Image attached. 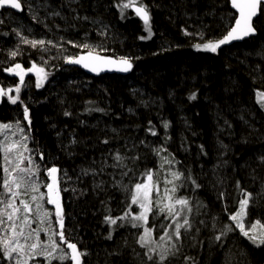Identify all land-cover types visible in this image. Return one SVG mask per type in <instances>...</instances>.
<instances>
[{
	"label": "trees",
	"instance_id": "16d2710c",
	"mask_svg": "<svg viewBox=\"0 0 264 264\" xmlns=\"http://www.w3.org/2000/svg\"><path fill=\"white\" fill-rule=\"evenodd\" d=\"M39 1L48 9L42 14L33 9L28 23L51 41L43 49L23 43L9 18L0 23V83L8 89L18 85L7 74L17 63L35 64L47 74L42 87L36 86V75L24 82L23 104L3 98L0 124L27 126V146L41 172L59 169L65 236L87 253L83 264H154L139 243L143 228L119 219L110 225L106 217L139 214L131 196L149 171L163 191L168 165L161 167L162 157L174 158L173 170L190 174L200 185L177 181L185 186L176 195L191 201L194 227L179 257L165 264H264V244L257 246L229 219L247 192L252 197L247 227L256 221L264 225V106L259 98L264 93V10L255 24L256 37L210 53L195 45L218 40L233 26L237 15L230 0H138L151 17L152 36L143 40L148 36L143 21L130 8L122 15L119 5L127 0ZM85 43L104 57L129 59L131 74L89 75L70 66L67 57L88 53L73 44ZM117 152L126 157L127 168L112 167ZM2 156L0 151V165ZM154 217L147 227L157 226ZM226 225L234 230L222 235ZM263 230L258 227L256 235ZM0 264H8L1 254Z\"/></svg>",
	"mask_w": 264,
	"mask_h": 264
},
{
	"label": "snow or ice",
	"instance_id": "6c2138e0",
	"mask_svg": "<svg viewBox=\"0 0 264 264\" xmlns=\"http://www.w3.org/2000/svg\"><path fill=\"white\" fill-rule=\"evenodd\" d=\"M231 7L236 10L238 16L233 21V26L229 28L227 33L218 40H208L207 42L195 45L198 51L217 53L223 45L229 44L233 41L244 40L247 37L256 34V28L253 26V18L256 17L262 10H264V0H230ZM9 7L11 9L23 10L21 0H0V9ZM122 15L125 10L131 8L135 14L139 16L148 33L147 37H140V39H150L152 36V29L150 24V13L147 5L138 3V0H127L126 3L119 5ZM59 15V13H54ZM87 19V17H85ZM3 23V20H0ZM19 35V33H17ZM190 35V33H185ZM201 39L203 37L201 36ZM22 42L30 45L32 48L40 46L42 49L45 44H51V41L46 42L40 40L22 39ZM69 43H72L69 41ZM55 47V45H53ZM74 47H81L88 49L87 55L76 57H67L66 62L70 64L81 65L91 72L99 74L104 70H111L115 66V70L127 72L132 68V64L127 58H120L119 60L106 58L95 51L93 46L85 43L83 45L73 44ZM17 51L10 53L12 57L17 55ZM9 72L19 77V84L24 85L26 72L22 66L17 63L14 68L8 69ZM28 71H34L37 77V87H42L47 74L43 67H38L33 64ZM21 87L15 89L16 95H10L12 89L7 91L0 88V98L7 97L12 104L18 101L23 104L24 101L20 99ZM262 106H264V93L259 94ZM191 99H195L193 95ZM102 111V110H99ZM70 115V113H65ZM24 118L31 124L29 118V109L24 107ZM165 128L168 124L165 123ZM13 135L18 132L20 134L19 140H12L11 136L5 135L4 142H0V151H2L3 164L2 177H0V254L8 264H33L39 258H43L47 264H52L53 260L61 262L70 260L73 264H83L82 257L87 255L77 248L75 243L67 240L64 232V217L61 205V189L59 187L58 172L59 169L52 167L47 170V176L51 178V183L44 185L47 188V203L54 205L57 218L58 229L52 226L51 217L53 213L49 212L43 207V200L45 194L40 192V185L37 183L39 165L36 164L34 158L30 154L27 146L29 139L25 133L24 128L20 127L19 123L0 124V134L3 130H13ZM157 133L153 130L152 135ZM74 142V141H73ZM108 141L105 140L104 143ZM159 154L160 149H157ZM26 153H28L26 155ZM41 159L43 156L41 155ZM115 163L114 168H127L124 163L126 157L117 152L113 157ZM133 160L138 157H133ZM173 159L162 157V165H168V172L165 175L163 183L165 187L163 191L160 188V181L154 179V173L149 171L145 173L146 182L136 183L134 191L131 196V204L137 205L140 209L139 214H131L126 212L123 216L118 218L106 217L107 223L116 225L119 220H127L133 228H143V235L139 237L140 246L145 248V256L147 261H154V264H165L166 261L176 259L179 257L183 247V240L185 236L190 233L194 227L191 219L193 207L191 201L187 197L177 196L176 193L179 188L184 187V184H178L177 181L187 180L192 185L199 188L200 185L189 174L187 177L179 170H173ZM131 171V169H128ZM122 175H127V172H122ZM167 185H171L168 187ZM29 193L31 202L23 199ZM155 193V198L154 194ZM243 197L239 200V208L234 214L229 216L236 229L245 237H248L257 246L264 244V231H261L257 236V228L264 229L259 221L249 223L248 230L245 227V218L248 215L247 209L251 200V194L247 192L242 193ZM202 205H197L199 209ZM35 214L38 217V222L41 225L38 229L31 228V225L36 222L31 217ZM150 215L165 216L170 221L168 224H162L161 228L166 229L159 236H155V227H147L149 224ZM204 221H200L203 224ZM46 225V226H45ZM215 227V225H213ZM183 230V235H182ZM232 225H226L222 230V235L233 231ZM199 232V228H196ZM40 232L47 235V241L40 240ZM250 233H252L250 235ZM58 238V240H57ZM109 239L111 236L108 237ZM220 236H216L217 241ZM59 241V242H58ZM66 245V247H64ZM70 250V251H69ZM192 257H186L187 261H191Z\"/></svg>",
	"mask_w": 264,
	"mask_h": 264
},
{
	"label": "rangeland",
	"instance_id": "374dc122",
	"mask_svg": "<svg viewBox=\"0 0 264 264\" xmlns=\"http://www.w3.org/2000/svg\"><path fill=\"white\" fill-rule=\"evenodd\" d=\"M23 2L26 4L25 6H27L26 7V12H24L23 14H16V13H14V12H6L4 15L2 14L1 16L2 17H7V18H9V21L11 20V21H13V23H14V25L16 26V27H19V28H17V29H19L20 31H19V33L21 34V36L22 37H24V38H26L27 36H29V37H36V39L37 40H40V39H43V37L41 38L40 36L41 35H39V31H38V29H39V27L38 26H35V25H29V23H28V16L30 15H33V13H34V11H33V9L35 10V11H38V14H42V13H45V10H47L48 9V6L47 5H44L43 3H41L39 0H23ZM16 15H19V16H16ZM34 16V15H33ZM32 16V17H33ZM30 19V18H29ZM28 34V35H27ZM44 40V39H43ZM93 47H96L95 45H93ZM22 66V68L25 70V72H26V75H25V82H27L28 81V79H29V77L30 76H34V75H36L35 74V72L34 71H28L31 67H28V68H26V67H24V65H21ZM15 66H13V67H11V68H14ZM10 69V68H9ZM7 72H8V74H10L11 76H14V77H16L17 78V81H18V85H15L14 87H12V88H10V89H12V92L10 93V95H12L13 97H15V95H16V92H15V89L17 88V87H21V91H20V99H22V97H23V93H24V89L25 88H22L23 86H20V84H19V77L18 76H16L15 74H13V73H11V72H9L8 70H7ZM3 98H5V97H3ZM18 103V102H17ZM13 125V124H12ZM20 127H22V128H24V130H25V133L28 135V137H29V139H28V141H27V144L30 142V140H31V136H30V133H29V130H28V127L26 126V127H24V126H20ZM15 131V129H13V130H3V133H2V135H1V139H2V142H4V140H5V135H7V136H11V139L12 140H19L20 139V134L18 133V132H16L14 135H13V132ZM3 154V153H2ZM28 153H26V155H27ZM30 154L32 155V153H31V151H30ZM32 157L34 158V160H35V162H36V164H38L39 165V162H38V159H36V157L35 156H33L32 155ZM58 175V174H57ZM58 180H59V178H58ZM37 183L40 185V192L41 193H44L45 194V199L43 200V207L45 208V209H47L49 212H51V213H53V215H52V217H51V221H52V226L54 227V228H57L58 229V223L56 222L57 221V218H56V216L54 215V213H55V207H54V205H51V204H48L47 203V188L46 187H44V185H46V184H50L51 183V178L50 177H48L47 176V172H46V176H45V178H43V179H41V169H40V165H39V173H38V180H37ZM59 187H60V185H59ZM32 195H34L33 193H29V194H27V195H25L24 197H23V199H26V200H29V202H31V196ZM60 196H61V192H60ZM61 205H62V196H61ZM135 209L136 210H138L139 208H138V206H135ZM247 212H248V209H247ZM34 221H36V222H34L32 225H31V228H33V229H38V228H40L41 227V225L39 224V222H38V217L35 215V214H33L32 215V217H31ZM164 217H162V215L161 216H158V217H154L153 219H152V222H155L156 223V227H155V231H157V232H162V230H164L163 228H161V225L162 224H164L165 223V220H162ZM46 226V225H45ZM245 227H246V230H248V227H247V225H246V218H245ZM264 231V230H263ZM39 235H40V240L41 241H47V235L44 233V232H40L39 233ZM57 240H58V238H57ZM59 242V241H58ZM64 247H66V245H64ZM70 251V250H69ZM39 259H41V260H43V258H39ZM54 261V260H53ZM56 261H58V260H56ZM70 261V260H69ZM82 261H83V257H82ZM43 262L46 264L47 262L46 261H44L43 260ZM71 263L73 264V262L71 261Z\"/></svg>",
	"mask_w": 264,
	"mask_h": 264
},
{
	"label": "water",
	"instance_id": "95a60500",
	"mask_svg": "<svg viewBox=\"0 0 264 264\" xmlns=\"http://www.w3.org/2000/svg\"><path fill=\"white\" fill-rule=\"evenodd\" d=\"M21 4H22V2H21ZM231 8H232V7H231ZM4 9H7V10H13V11H15L16 13H21V12H22V10L11 9V8H9V7H5V8H3V9H0V11H2V10H4ZM22 9H23V5H22ZM132 10H133V9H132ZM232 10H233V11L236 13V15L238 16V13L236 12V10L233 9V8H232ZM133 12H134V10H133ZM134 14H135V12H134ZM135 15H136V14H135ZM260 15H261V12H260V14H258L256 17L253 18V26H254L255 28H256V25H255V24H256V21L258 20V18L260 17ZM136 16H137V15H136ZM137 17L142 21V19H141L139 16H137ZM257 34H258V30H257V28H256V34H255V35L250 36V37H247V38H245L244 40L233 41V42H231V43H229V44H226V45H227V46H232V45H234V44L243 43V42L246 41V40H249V39H251V38H253V37H256ZM81 55H87V53H86V54H81ZM81 55H79V56H81ZM106 58H107V57H106ZM111 59L119 60V59H116V58H111ZM130 62H131V61H130ZM131 64H132V62H131ZM69 65H70V66H73V67H76V68H78V69L84 71L86 74H89V75H107V74L114 75V74H116V75H121V76L127 77V76H129V75L131 74L132 69H133V65H132V68H131L130 71L122 72V71H117V70H115V66H112L111 70H104V71H101L99 74H97V73H95V72H91V71L87 70L86 68L82 67L81 65L70 64V63H69ZM2 101H3V98H0V105L2 104Z\"/></svg>",
	"mask_w": 264,
	"mask_h": 264
},
{
	"label": "flooded vegetation",
	"instance_id": "af4514ba",
	"mask_svg": "<svg viewBox=\"0 0 264 264\" xmlns=\"http://www.w3.org/2000/svg\"><path fill=\"white\" fill-rule=\"evenodd\" d=\"M21 2H22V5L24 6V9H25V5H26V4L23 2V0H21ZM6 12H14V13H16V12L13 11V10H7V9H4V10L0 11V16H1L2 14L4 15ZM22 12H23V10H22ZM16 14H17V13H16ZM21 65H23V64H21ZM0 88L4 89V90H6V91L8 90V88L4 87V85L1 84V83H0ZM42 174L45 175L46 173L44 174V172H42ZM1 255H2V254H1ZM2 257H3V256H2Z\"/></svg>",
	"mask_w": 264,
	"mask_h": 264
},
{
	"label": "bare ground",
	"instance_id": "6f19581e",
	"mask_svg": "<svg viewBox=\"0 0 264 264\" xmlns=\"http://www.w3.org/2000/svg\"><path fill=\"white\" fill-rule=\"evenodd\" d=\"M25 9H24V6H23V11H24ZM130 11H132L133 12V10L130 8ZM22 13H24V12H21V13H17V14H22ZM134 13V12H133ZM6 18V17H5ZM0 20H5V19H3V17L2 16H0ZM24 38V37H23ZM7 74H8V72H7ZM8 75H10V74H8ZM25 91H26V88L24 89V93H25ZM23 93V94H24ZM2 135V134H1ZM44 178V175L42 174V172H41V179H43ZM65 263V262H64ZM45 264V263H44Z\"/></svg>",
	"mask_w": 264,
	"mask_h": 264
}]
</instances>
